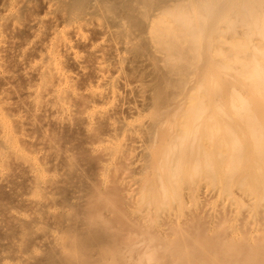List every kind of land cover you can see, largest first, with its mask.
<instances>
[{
  "label": "bare ground",
  "instance_id": "6f19581e",
  "mask_svg": "<svg viewBox=\"0 0 264 264\" xmlns=\"http://www.w3.org/2000/svg\"><path fill=\"white\" fill-rule=\"evenodd\" d=\"M0 264H264V0H0Z\"/></svg>",
  "mask_w": 264,
  "mask_h": 264
}]
</instances>
